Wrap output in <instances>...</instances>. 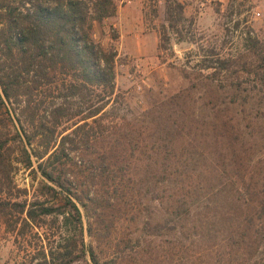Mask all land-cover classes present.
<instances>
[{"label": "trees", "instance_id": "1", "mask_svg": "<svg viewBox=\"0 0 264 264\" xmlns=\"http://www.w3.org/2000/svg\"><path fill=\"white\" fill-rule=\"evenodd\" d=\"M117 12L116 0H0V220L29 249L21 264H140L170 224L201 264H264V107L204 117L186 88L119 116L117 53L96 39ZM247 40L264 98V42ZM214 56L198 79L217 90L237 62Z\"/></svg>", "mask_w": 264, "mask_h": 264}, {"label": "rangeland", "instance_id": "2", "mask_svg": "<svg viewBox=\"0 0 264 264\" xmlns=\"http://www.w3.org/2000/svg\"><path fill=\"white\" fill-rule=\"evenodd\" d=\"M139 1L137 9L133 10L135 13L120 18L116 15L96 29L97 41L117 53L119 116L133 117L138 111L147 109L150 101H162L186 88L191 95L188 107L197 114L204 113V117L219 113L232 120L236 116L234 106L264 107V98L257 93L256 68L244 59L249 54V36L264 42V0ZM117 5L118 9L124 8L127 0ZM127 18L139 20L140 24L131 26ZM204 54L214 59H236L237 63L231 66L234 77L228 79V83H217V90L198 79ZM258 111V115H263V111ZM211 141L209 149L213 153L220 151L221 145H216L213 137ZM29 173L18 166L15 181L20 189L28 188L33 195L32 186H37V182H33ZM13 193V197H25L17 190ZM143 212L146 217L152 215L157 219V209L152 204L145 203ZM141 229L146 236L155 233L151 228L143 230V225ZM130 231L141 233L135 226ZM157 234V243L144 244L146 255L140 260L138 257V263L201 264L197 259L199 252L193 250L191 241L177 240L179 236L172 224ZM148 239L152 238H145ZM27 250L20 248L15 235L7 232L0 220V264H21L27 257ZM129 256V260L137 257Z\"/></svg>", "mask_w": 264, "mask_h": 264}, {"label": "crops", "instance_id": "3", "mask_svg": "<svg viewBox=\"0 0 264 264\" xmlns=\"http://www.w3.org/2000/svg\"><path fill=\"white\" fill-rule=\"evenodd\" d=\"M116 1H117V3H121L122 4L126 0H116ZM139 3H140L139 0H127V5L124 8H122L120 6V8L118 9V12H117L118 18H120L122 15L127 14V13L131 14L134 9H137L138 6H136V5H138ZM133 13H135V12H133ZM126 22H128L131 26H135L137 24H140L139 20H136V19L133 20L131 18H127Z\"/></svg>", "mask_w": 264, "mask_h": 264}]
</instances>
